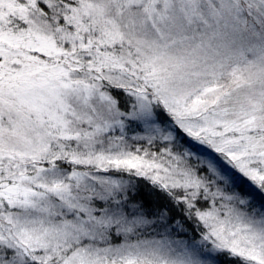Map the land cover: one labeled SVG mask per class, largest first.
<instances>
[{"label":"snow or ice","instance_id":"6c2138e0","mask_svg":"<svg viewBox=\"0 0 264 264\" xmlns=\"http://www.w3.org/2000/svg\"><path fill=\"white\" fill-rule=\"evenodd\" d=\"M0 264H264V0H0Z\"/></svg>","mask_w":264,"mask_h":264}]
</instances>
